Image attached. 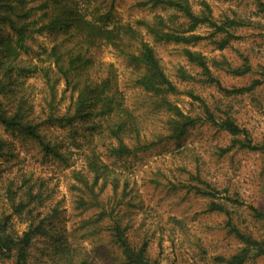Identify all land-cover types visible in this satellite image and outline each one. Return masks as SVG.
<instances>
[{
	"label": "clouds",
	"instance_id": "obj_1",
	"mask_svg": "<svg viewBox=\"0 0 264 264\" xmlns=\"http://www.w3.org/2000/svg\"><path fill=\"white\" fill-rule=\"evenodd\" d=\"M0 264H264V0H0Z\"/></svg>",
	"mask_w": 264,
	"mask_h": 264
},
{
	"label": "trees",
	"instance_id": "obj_2",
	"mask_svg": "<svg viewBox=\"0 0 264 264\" xmlns=\"http://www.w3.org/2000/svg\"><path fill=\"white\" fill-rule=\"evenodd\" d=\"M103 259L106 258V251L104 250L103 246L101 245L99 248L94 249Z\"/></svg>",
	"mask_w": 264,
	"mask_h": 264
},
{
	"label": "rangeland",
	"instance_id": "obj_3",
	"mask_svg": "<svg viewBox=\"0 0 264 264\" xmlns=\"http://www.w3.org/2000/svg\"><path fill=\"white\" fill-rule=\"evenodd\" d=\"M94 252L96 253V255L100 258L101 261H103L104 259L94 250Z\"/></svg>",
	"mask_w": 264,
	"mask_h": 264
}]
</instances>
